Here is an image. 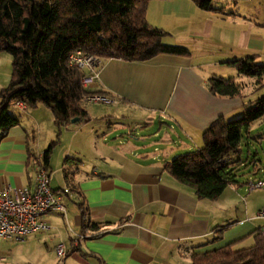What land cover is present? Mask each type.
I'll list each match as a JSON object with an SVG mask.
<instances>
[{
    "label": "crops",
    "instance_id": "crops-1",
    "mask_svg": "<svg viewBox=\"0 0 264 264\" xmlns=\"http://www.w3.org/2000/svg\"><path fill=\"white\" fill-rule=\"evenodd\" d=\"M193 4L191 0H152L146 20L153 27L186 34L190 18L205 12ZM251 39L243 37L240 55L213 62L197 61L192 54L159 55L132 63L102 59L97 77L86 89L116 103L100 104L86 112L87 121L64 127L67 142L60 143L56 161L51 156L45 166L51 189L69 190L64 203L67 209L72 203L73 211L68 220L66 215L50 214L48 230L22 242L0 239V264H191L192 254L219 248V232L207 200L178 183L164 165L182 155L180 147L170 143L171 131L178 130L190 141L181 142L190 152L192 146L200 148L202 132L214 120L241 114L243 91L232 98L214 96L207 81L216 76L243 85L241 76L226 62L255 56L256 62L264 63L260 57L264 38L257 35L254 43ZM38 106L21 111L16 103L10 104L19 124L0 140L3 186H31L34 166L42 164L35 139L55 135L51 112ZM65 158L75 161L64 164ZM81 204L89 223L98 225L95 230H82ZM76 236L83 239L74 245ZM61 243L66 256L59 262L54 249Z\"/></svg>",
    "mask_w": 264,
    "mask_h": 264
},
{
    "label": "trees",
    "instance_id": "trees-1",
    "mask_svg": "<svg viewBox=\"0 0 264 264\" xmlns=\"http://www.w3.org/2000/svg\"><path fill=\"white\" fill-rule=\"evenodd\" d=\"M152 0H0V54L11 57V77L0 89V140L19 120L11 103L26 108L42 105L53 117L57 132L88 120L83 98L92 93L81 84L86 72L69 65L76 51L99 59L145 62L159 55L189 57L187 48L163 43L167 33L149 25L146 11ZM210 11L212 0H191ZM257 57L226 62L238 75L264 80V63ZM209 92L219 97L239 96L242 85L233 78L212 76ZM104 96V95H103ZM264 117V96L244 105L239 117H219L202 132V147L171 159L164 170L178 183L193 189L198 199L215 201L233 182L230 154H237L241 133ZM52 142L41 156L48 166ZM65 158L64 164L73 162ZM71 191H74L71 188ZM82 230H95L80 205ZM191 264H264V243L257 233L252 247L233 250L232 243L192 254Z\"/></svg>",
    "mask_w": 264,
    "mask_h": 264
},
{
    "label": "rangeland",
    "instance_id": "rangeland-1",
    "mask_svg": "<svg viewBox=\"0 0 264 264\" xmlns=\"http://www.w3.org/2000/svg\"><path fill=\"white\" fill-rule=\"evenodd\" d=\"M211 8L210 11L199 12L200 15L190 18L191 20L185 26L184 32L186 34L180 35V30L168 31L162 28L167 33V36L162 40L163 43L187 48L197 61L213 62L220 61L229 55H240L237 53L244 36L252 37L250 43L255 42L253 37L257 35L264 38V0L238 3L230 0H212ZM173 26L174 24L171 25V29ZM193 32L197 33V36L192 35ZM251 46L254 45L251 44ZM251 50V53L257 54L255 50ZM260 55L262 61H264V52L262 51ZM208 75H211L210 71ZM215 75L218 76L219 74ZM10 77L11 57L2 53L0 54V89L8 85ZM240 78L243 82L241 91L245 96V104L264 96V80L258 85L253 78L243 76ZM100 104L103 103L83 105V108L87 112L91 109H98ZM38 108L45 110L42 105H39ZM9 112L11 113L12 109ZM242 113L243 111L239 116ZM74 126L75 124L72 123L69 125V127ZM155 126L157 131V123ZM33 130L35 132L37 128L34 127ZM35 135H37V132ZM170 135L173 141L170 143H175L180 147V150L178 149L181 151L180 154L183 155L189 152L181 147V142L190 144V141L186 142L178 130L171 131ZM241 135L239 152L229 156L233 182L225 188L220 197L213 203L210 200L206 201L211 207L210 215H212L217 226L216 229L219 232L217 233L219 239L216 246L222 247L232 243L233 250L252 247L255 243V235L262 224V220L257 217V213L264 207V187L249 190L246 184L249 180L264 181V117L252 122L248 130L243 131ZM64 136L65 128L60 131V134L55 128V135L38 137L34 143L37 145L38 152L43 154L48 146L55 142L50 157L52 156L53 161H56L57 152L62 150L58 149L60 143L67 142L66 139L64 140ZM200 147H202V143ZM194 149L196 147L192 146L190 151H194ZM67 206L66 219L68 220L74 206L72 203H68ZM20 244L18 245L25 246V244Z\"/></svg>",
    "mask_w": 264,
    "mask_h": 264
},
{
    "label": "built area",
    "instance_id": "built-area-1",
    "mask_svg": "<svg viewBox=\"0 0 264 264\" xmlns=\"http://www.w3.org/2000/svg\"><path fill=\"white\" fill-rule=\"evenodd\" d=\"M234 3L249 2L252 0H230ZM101 59L91 54H84L76 51L69 56V65L86 72L82 78L81 84L84 88L92 84L97 77ZM85 105L95 103H113L116 101L103 95H87L83 98ZM21 111L26 110L23 103H16ZM249 190L264 187V181L247 182ZM69 190H53L50 187V173L46 167L36 162L34 166L33 184L25 187H8L0 184V239H9L22 242L27 236L47 231L49 226L46 217L50 214L66 215L67 208L64 198ZM257 217L262 220L258 233L264 243V207L259 210ZM82 236H76L73 239L74 245H77ZM55 255L59 262L66 256L64 244H58L55 249Z\"/></svg>",
    "mask_w": 264,
    "mask_h": 264
},
{
    "label": "water",
    "instance_id": "water-1",
    "mask_svg": "<svg viewBox=\"0 0 264 264\" xmlns=\"http://www.w3.org/2000/svg\"><path fill=\"white\" fill-rule=\"evenodd\" d=\"M77 121H78L77 119H73V120H71V123L75 124Z\"/></svg>",
    "mask_w": 264,
    "mask_h": 264
}]
</instances>
